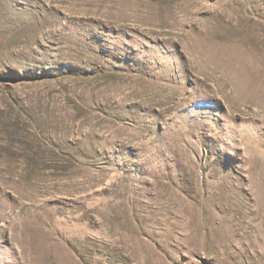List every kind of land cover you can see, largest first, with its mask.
I'll return each instance as SVG.
<instances>
[{
	"label": "rangeland",
	"instance_id": "374dc122",
	"mask_svg": "<svg viewBox=\"0 0 264 264\" xmlns=\"http://www.w3.org/2000/svg\"><path fill=\"white\" fill-rule=\"evenodd\" d=\"M0 264H264V0H0Z\"/></svg>",
	"mask_w": 264,
	"mask_h": 264
}]
</instances>
